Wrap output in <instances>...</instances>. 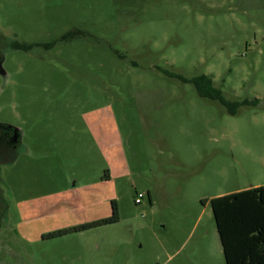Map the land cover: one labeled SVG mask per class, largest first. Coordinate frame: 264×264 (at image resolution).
Returning <instances> with one entry per match:
<instances>
[{"label": "rangeland", "instance_id": "obj_1", "mask_svg": "<svg viewBox=\"0 0 264 264\" xmlns=\"http://www.w3.org/2000/svg\"><path fill=\"white\" fill-rule=\"evenodd\" d=\"M0 44V264H226L210 200L264 186V0H0Z\"/></svg>", "mask_w": 264, "mask_h": 264}, {"label": "trees", "instance_id": "obj_2", "mask_svg": "<svg viewBox=\"0 0 264 264\" xmlns=\"http://www.w3.org/2000/svg\"><path fill=\"white\" fill-rule=\"evenodd\" d=\"M53 45L54 43H49L44 46ZM165 73L184 83L193 84L200 97L219 102L231 115H236L241 107L256 106L259 103V99L227 100L223 91L214 85L213 79L208 75L187 79L178 74ZM210 202L226 264H264V186L215 197ZM113 206V214L108 219L48 236L54 238L117 222L118 210L115 203Z\"/></svg>", "mask_w": 264, "mask_h": 264}, {"label": "flooded vegetation", "instance_id": "obj_3", "mask_svg": "<svg viewBox=\"0 0 264 264\" xmlns=\"http://www.w3.org/2000/svg\"><path fill=\"white\" fill-rule=\"evenodd\" d=\"M3 44H0V50L3 49ZM1 55V54H0ZM19 146L18 131L6 124L0 123V156H4L8 152L17 153Z\"/></svg>", "mask_w": 264, "mask_h": 264}, {"label": "built area", "instance_id": "obj_4", "mask_svg": "<svg viewBox=\"0 0 264 264\" xmlns=\"http://www.w3.org/2000/svg\"><path fill=\"white\" fill-rule=\"evenodd\" d=\"M143 198H144V195H143L142 193H137L135 203H136L137 205L141 204Z\"/></svg>", "mask_w": 264, "mask_h": 264}, {"label": "water", "instance_id": "obj_5", "mask_svg": "<svg viewBox=\"0 0 264 264\" xmlns=\"http://www.w3.org/2000/svg\"><path fill=\"white\" fill-rule=\"evenodd\" d=\"M0 74H4V69H3V57L0 58Z\"/></svg>", "mask_w": 264, "mask_h": 264}]
</instances>
